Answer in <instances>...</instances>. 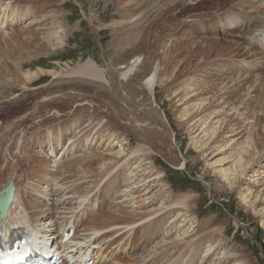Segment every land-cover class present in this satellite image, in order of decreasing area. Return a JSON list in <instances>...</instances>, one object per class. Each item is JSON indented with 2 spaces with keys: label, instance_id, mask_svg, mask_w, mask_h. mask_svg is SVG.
Masks as SVG:
<instances>
[{
  "label": "rangeland",
  "instance_id": "1",
  "mask_svg": "<svg viewBox=\"0 0 264 264\" xmlns=\"http://www.w3.org/2000/svg\"><path fill=\"white\" fill-rule=\"evenodd\" d=\"M9 1L19 13L25 9L29 13L19 19L21 23L0 27V160L1 164L9 158L16 161L23 174L10 183L3 181L10 171H0V199L11 186L21 185V201L34 202L26 203L29 208L24 209L31 216L39 212L37 205L53 208L57 204L46 213L49 216L43 215L42 222L48 224L70 217L85 202L91 219L88 216L79 225L76 241L96 235V264H264V142L254 149L248 167H238L236 177L232 175L237 144L249 133L255 138L256 130L262 132L264 118L251 129L240 127L238 135L237 131L222 132L225 122L216 123L217 118L199 130L192 129L195 120L183 122L182 110L187 106L179 101L180 96L174 105L170 102L184 88L183 81L197 74L207 85L211 79L217 82L216 89L205 94L204 103L232 115L227 117L231 130L241 119L264 115V66L260 62L264 50L252 41L256 38L247 37L249 23L263 22L253 20L264 15V0H229L223 6L218 4L221 0ZM228 12L250 16L230 24L232 16L224 18ZM38 28L44 42L17 41L24 38L22 31ZM124 35L128 40L122 43L118 37ZM195 37L203 38L204 44L205 37L236 41L247 54L242 57L233 44L228 55L204 59L208 53L203 44V52L186 65L184 56L190 55ZM89 62L102 71V78L74 74ZM147 66L154 75L152 90L145 85L147 76L141 77ZM129 67L132 71L125 75ZM178 71L182 73L180 89L168 84ZM188 92L185 88L183 94ZM229 95L232 99L225 103ZM150 114L156 116V123L150 124ZM59 122L74 124L76 130L55 141V150L62 149L73 133L76 141L66 152L55 153L59 165L49 175L59 178L54 187L43 191L48 197L39 200L41 195L31 188L42 183L37 176L42 172L35 165L44 162L47 167L43 168L49 169L51 161L57 160L48 164L51 149L44 146L45 158L35 145L43 146L44 133ZM213 125H221L219 138L218 133L209 137L203 131ZM39 128L42 131L32 142L30 137ZM19 134L24 136L20 139L23 147ZM86 135H90L88 140ZM137 145L141 150L135 151ZM118 150H122L120 157L115 154ZM91 157L95 162L89 165ZM80 162L83 166L78 170ZM107 170L116 171L102 180ZM115 175L118 184L106 195V189L104 193L97 184L104 181L100 186L104 187ZM90 185L94 193L87 195ZM71 188H75L73 194ZM13 194L17 195L15 190ZM103 195L106 204L98 201ZM86 225L102 229L90 232ZM144 225L148 226L141 230Z\"/></svg>",
  "mask_w": 264,
  "mask_h": 264
},
{
  "label": "bare ground",
  "instance_id": "2",
  "mask_svg": "<svg viewBox=\"0 0 264 264\" xmlns=\"http://www.w3.org/2000/svg\"><path fill=\"white\" fill-rule=\"evenodd\" d=\"M209 1V0H208ZM214 1H216V0H210L209 2H213L214 3ZM226 1H228L229 2V0H221V2L220 3H218L219 5H224V3H228V2H226ZM176 2V1H175ZM216 2H218V1H216ZM215 2V3H216ZM12 3H10V1L9 0H0V27H4V26H9V25H11V26H14L13 24L14 23H21L22 22V20H19V19H23V18H25L27 15H28V13H29V10L28 9H25V10H21L20 11V13H19V10L17 9V8H15V7H12V5H11ZM173 4H174V1H173ZM225 4V5H226ZM213 5V4H212ZM172 6V5H171ZM2 7H3V9H2ZM224 8V7H223ZM191 9V8H190ZM259 9V8H258ZM252 11H255V10H252ZM227 15H231L232 16V19L231 20H229L230 22V24H235L236 22H242V21H245V19L247 18V17H249L250 15H243V16H241V15H237V16H234L233 14H231L230 12H228V13H226L225 15H224V18L225 17H227ZM228 18V17H227ZM253 18V17H252ZM256 19H259V20H263V22L262 23H259L258 24V26H261V28H264V15H262L261 17H256V18H254V20L253 21H257ZM252 20H251V18H250V20H248L247 22H251ZM253 23L254 22H251V23H249V25L247 26V28H248V30L250 31V32H254V29H255V27H258L257 25H253ZM255 24V23H254ZM242 26H244V24H242ZM218 27V26H217ZM38 30H39V28L38 29H35L34 31H32V32H26V31H22L23 33H22V35H24V38H23V36H22V38L21 39H17V41H20L21 40V42H20V44L22 43V44H30V43H40V41H42V42H44L43 40H41V39H39V37H38V34H39V32H38ZM219 31V33H220V35H221V30H218ZM255 37H257V38H262V37H264V30L263 31H259L258 33H255V35H254ZM47 37V36H46ZM49 37V36H48ZM47 37V38H48ZM124 37H125V39H124ZM197 37H195L194 38V40H193V42H192V44L193 45H191V46H189V47H191L190 49L191 50H189V52H190V55L188 56V58H187V56L185 57L184 56V64H186V65H188V64H190V63H193L192 61L195 59V57H197L198 55H199V53H201V52H203L202 51V49L201 48H203L202 46H203V44H204V42L203 41H200V39L202 40L203 38H199L198 37V39L199 40H197L196 39ZM7 39V38H6ZM15 38H13V40H14ZM118 39L122 42V43H124L126 40H128V37H126V35H124V36H121V37H118ZM7 41V40H6ZM205 51L207 50V55L205 54L204 56H202L204 59H206L207 58V56L209 57L210 55L211 56H213V55H215V54H218V55H228L230 52H232V49H231V45H237V48L236 49H238L239 51H242L243 52V54H242V57L243 56H245L246 54H247V51H245L244 50V48L242 47V44L241 43H238V42H234V43H232V41H228V40H226V39H223V38H219V37H205ZM262 41H263V43H264V39H262ZM7 43H8V41H7ZM48 43H50V42H48ZM194 47V48H193ZM203 50H204V48H203ZM263 50H264V44H263ZM177 51V50H176ZM204 51V52H205ZM188 52V51H187ZM236 52V51H235ZM261 52L262 53H264L262 50H261ZM261 52H259L260 54H261ZM237 53V52H236ZM255 55H257L258 53L257 52H253ZM177 53L175 52L174 53V56H179V54L178 55H176ZM189 54V53H188ZM232 54V53H231ZM238 56H239V54H238ZM262 57L264 58V54L262 55ZM139 58V57H138ZM187 58V59H186ZM137 61V58L135 59V62ZM90 62H92V61H90ZM87 63V64H85V65H83L82 67H79L78 69H76L77 71V73H74V74H80L81 76H84V77H88V78H93V79H98V78H102L103 77V75H101L102 74V71H100V69L98 68V67H96V65L95 64H91V63ZM135 62H133V63H135ZM204 62V61H203ZM260 62L263 64V66H264V59H261L260 60ZM137 63V62H136ZM256 65V64H255ZM205 66V65H204ZM186 67V66H185ZM184 67V68H185ZM193 67H194V65H193ZM259 67V66H258ZM255 68H257V65H256V67ZM192 69V68H191ZM194 69V68H193ZM188 70V69H187ZM132 71V69L129 67L126 71H124V73H125V75H127L128 73H130ZM151 71H152V67H150V66H147L145 69H144V71L142 72V74H141V77H142V75H145V77L147 76V78H146V80H145V85L148 87V89H153L154 87H152L153 85H154V75L151 73ZM193 70H191L190 72L191 73H193L192 72ZM195 71V70H194ZM74 72H75V70H74ZM182 72V71H181ZM179 71L173 76V78H172V80L168 83L169 85H175V87H177V88H179L180 89V87H181V85H182V83L180 82L179 83V81L181 80V77L179 76ZM182 74V73H181ZM180 74V75H181ZM187 74H188V72H187ZM190 74V73H189ZM189 76V75H188ZM192 76V75H191ZM177 83H179V84H177ZM183 83H185V85H184V88H181L182 89V91H180L179 93H177L174 97H172L171 98V100H170V102H171V104L172 105H174V102H173V100H175L178 96H180V98H179V101L180 100H183V103H182V105H186L187 107L186 108H184V110H182V113H183V115H182V117L184 118L183 119V122L185 121L186 123H189V122H191V121H194L195 120V122H194V125L196 126V127H194V128H192V129H200V128H202L205 124H207V122H208V120L209 119H215V118H217V122L216 123H219V121H222V123L223 122H225V127H224V130L222 131V132H224V133H228V132H235V131H237L236 132V135H238V134H240V131L238 132V129L240 128V127H244V126H248V127H250V129L251 128H253V127H256L257 125H259V124H261V122H262V120H263V118H264V115L263 116H260V115H257L255 118L253 117V116H248L247 118H245V119H241L239 122H237L238 123V126L234 129V130H231L230 129V125H231V123L229 122V119L227 120V117L229 116V118L231 119L232 118V115H228L227 114V111L226 112H221V106H219V107H221V108H218V106H214V107H212V106H209L206 102L204 103V101H207L208 100V98L207 97H205V94H208L210 91H212V90H214V89H216V81L213 79H211V81H209L208 82V85H207V82L205 81H201L200 82V79H199V77H198V75L197 74H195V75H193L192 77H187L184 81H183ZM204 84H205V86H204ZM132 88V87H131ZM185 88H189V92L188 93H185V94H183V91H184V89ZM264 88V87H263ZM179 89H177V90H179ZM192 92H195V94L193 95V94H191ZM137 93H138V90H136V95H137ZM150 93L147 91V95H149ZM191 94V95H190ZM232 99V96L231 95H229L228 97H227V99L225 100V103H228L230 100ZM199 100V102H197ZM261 101H262V103H263V107H264V95H263V98H261ZM146 103V100H144V101H142V103L141 104H145ZM176 103V102H175ZM192 104L193 105V107H190V106H188V104ZM175 107H176V105H175ZM196 107V109L197 110H195V112L194 113H192V111H193V108H195ZM233 108V107H232ZM152 113V112H151ZM153 114V113H152ZM152 114H150V116H149V118L151 119V121H149L150 122V124H154V123H156V121H157V118H156V116L155 115H152ZM217 114V115H216ZM168 116V118L169 119H171V116L169 117V114L167 115ZM252 118V120L251 121H249V123L246 125L245 124V122H246V120L248 119H251ZM69 122V121H68ZM100 122V121H99ZM99 122H97V123H99ZM102 123V122H101ZM159 123V122H158ZM236 123V124H237ZM73 125L74 124H69V123H67V124H62V122H59L56 126H55V128L54 129H51V130H47V132H45L44 133V137H45V139H44V142H42V145L43 146H39V145H35V146H37V149L38 148H40V150H38V152H40V151H43V156H44V154H46V149L44 148V146L46 145L47 146V148L49 147V149H51V151H52V153H53V156H49V157H45L46 159H48L47 160V162H48V164L50 163V160L51 159H53V158H56V160H57V156H54L55 155V153H57L58 152V150H59V152H58V154L61 152V151H67L68 149H70V147L72 148V145L75 143V141H76V135L73 133L72 135H69L70 137L67 139V142H65L64 143V145L62 146V149H56L55 150V148L56 147H54L53 145H54V142L55 141H60L63 137H64V135H66V134H68L69 133V131H72V130H76L75 128H73ZM97 126V125H96ZM220 126L221 125H213V126H211L210 128H208V129H203V131H204V133H205V135H209V137H213L214 135H216L217 133H218V131H219V129H220ZM37 129V128H36ZM35 130V129H34ZM39 131H42L41 130V128H39L36 132H28V134H30V133H33L32 134V136L30 137V140H32V142H34V136H35V134L37 133V132H39ZM44 131V130H43ZM243 131V130H242ZM23 132V131H22ZM195 132H196V130H195ZM222 132H219L218 134H217V137L216 138H219L220 136H222ZM91 133V132H90ZM223 133V134H224ZM26 134H27V132H26ZM89 134V133H88ZM255 138L253 137V136H251V134L249 133L248 134V137H246V139H245V141H243L242 142V144H237V147H236V152H234L235 153V158H234V166H235V170H234V172H233V174L232 175H234V177H236V174L240 171L239 169H238V167L239 168H244V166L246 167V165L248 164H250V160H251V156L253 155V154H255L256 153V150H254V149H258L262 144H263V142H264V130L261 132L260 130H256L255 131ZM28 137V136H27ZM89 137H90V135H86L85 136V138L84 139H89ZM19 144H20V139H24V136L22 135V134H19ZM16 139V138H15ZM83 139V140H84ZM129 139V138H128ZM151 139V138H150ZM152 139H154V138H152ZM29 140V141H30ZM129 141L131 142V140L129 139ZM150 141H152V140H150ZM16 143V142H15ZM14 143V144H15ZM10 145V144H9ZM28 145H29V142H28V144L26 145V147H25V150L28 152V150H27V147H28ZM33 145H34V143H33ZM59 145H60V143H59ZM122 145V144H121ZM140 145V144H139ZM139 145H137V149H135V151H139V150H141V147L142 146H139ZM20 146L21 147H23L22 146V144H20ZM7 147V146H6ZM5 147V148H6ZM17 147V146H16ZM61 147V146H60ZM15 149V148H14ZM18 150V149H17ZM21 150V149H20ZM23 150V149H22ZM261 150H262V148H261ZM261 150H258V152H260V154H261ZM13 151V154H15L16 152H15V150H12ZM5 152V151H4ZM21 152V151H20ZM19 152V153H20ZM121 153H122V150H118L115 154L117 155V157H120L121 156ZM234 153H233V155H234ZM4 154V153H3ZM18 154V153H17ZM22 154V157H23V153H21ZM39 154H41V153H39ZM86 155V154H85ZM94 154H89V157L90 156H93ZM98 155V153L97 154H95L94 156H97ZM7 156V155H6ZM17 156V155H16ZM18 156H19V154H18ZM93 156V157H94ZM11 157H13V155L11 156ZM27 157V156H26ZM83 157V156H82ZM93 157H91L90 159H91V161H90V164L89 165H92L94 162H95V159L93 158ZM234 157V156H233ZM0 158H1V154H0ZM85 158V157H84ZM84 158H82V159H84ZM1 161L2 160H0V171L1 172H6L7 170H9L10 172L7 174V175H5V177L3 178L4 180V182H10L11 183V181L12 180H17V181H19V179H20V177H21V174H23V173H19V171H21V165L19 164V163H17L16 161H13L12 159H6V161H3V163L1 164ZM58 161L59 160H57L56 162H52L51 161V164H49V169H45V168H43V166L46 164V163H40L41 165H42V167H41V165H35V168L36 167H39V169H40V171L42 172V175H39L38 173H37V176H38V178H39V176H40V180H42V183L38 186V187H31V188H33V190L32 191H35V192H37V193H39L41 196H39V200H41V198L42 197H44V196H46V197H48V195L49 194H47V193H44L43 191H46V190H48L49 189V187H54L55 186V183L57 182L56 181V179L57 178H59V176H56V174L55 175H49V174H51L52 173V171L54 170V172H55V168H56V166L57 165H59L58 164ZM70 161H72V160H70ZM80 161H82L83 162V160H80ZM86 161V160H85ZM19 162H21L20 160H19ZM82 162H80V163H76L77 164V169L79 170V169H81V167L83 166V163ZM71 163H73V161L71 162ZM3 165V167L1 168V166ZM248 165H247V167H248ZM46 166V165H45ZM67 166V165H66ZM65 166V167H66ZM47 167V166H46ZM58 167H60V166H58ZM64 167V166H63ZM246 167V168H247ZM54 168V169H53ZM66 168H68V169H72V167L71 166H69V167H66ZM102 168V167H101ZM106 168V167H105ZM62 169V168H61ZM76 169V168H75ZM74 169V170H75ZM104 169V168H103ZM107 169V168H106ZM48 170V171H47ZM65 170H67V169H65ZM65 170H64V172H65ZM247 170V169H246ZM245 170V171H246ZM90 171V170H89ZM112 171H116V170H112ZM112 171H108L107 170V174L105 173L104 174V177L102 178V180L104 179L105 180V178L107 179V175L109 174H111L112 173ZM231 171H232V169H231ZM230 171V172H231ZM56 172H58V170L56 169ZM79 172V171H78ZM92 172V171H91ZM263 172V171H262ZM62 173V172H61ZM66 173V172H65ZM83 173V172H82ZM241 173H242V175L244 174V171H241ZM82 175V174H81ZM118 175V174H117ZM13 176H15V178H13ZM61 176V175H60ZM129 177V176H128ZM47 179V181L45 180V179ZM130 178V177H129ZM36 179V178H35ZM229 179H231L230 177H229ZM232 180V179H231ZM231 180L229 181L228 179H227V181L229 182V183H231ZM117 181H119V180H117L116 179V175L114 176V177H112L111 178V180H108V183H106L105 184V186L103 187H100L101 185H103V182L104 181H99L98 182V184H97V187L99 188V190L101 189L104 193H106L104 190L106 189V191L108 192L106 195H108L109 194V192L110 191H112V190H114L115 188H116V186H117V184H118V182ZM232 182H233V180H232ZM20 183V182H19ZM228 183V184H229ZM129 184V183H128ZM127 184V185H128ZM232 184V183H231ZM121 186V185H120ZM21 185L19 186V184H18V186H17V184H15V186L14 187H12L11 186V189L14 191H16V194L17 195H15L14 197H13V195L8 199V201L7 202H5L7 205H8V208L6 209V208H3L5 205L3 204L4 202H0V205H2V207H1V211H0V221H1V219H2V222L4 221V223H5V225H4V229H5V233H6V235H8V231H10L11 230V227H10V225L12 226V227H14V228H19L20 230H21V228L23 229V230H25V232H28V235H30L32 238H36V237H41V234L44 232V231H48L51 227V224H48V222H42V219H43V215H45L46 213H48L49 211H51L52 209H56L57 208V204L53 207V208H51L50 206H48V205H46V204H41L40 206H38L37 205V207L38 208H40L39 209V212L37 213V214H35L34 216H31L27 211H25L24 209L25 208H29V206L27 207V204L29 205V203H31V204H33L34 202H30V199H29V202L28 201H26V200H24V201H21V198H20V196H21ZM93 189H94V186H92V185H90L88 188H86V190H85V193L87 194V195H90V194H93L94 193V191H93ZM75 190V188L73 189V188H71V192H72V194L74 193L73 191ZM99 190L98 191H96L95 193H98L99 192ZM76 193V192H75ZM9 195V194H8ZM53 195V194H52ZM55 195V194H54ZM54 195H53V197H54ZM106 195H103V197L102 198H98L99 200L98 201H100L102 204H106ZM97 199V198H96ZM27 203V204H26ZM4 205V206H3ZM87 209V206L85 205V202H83L82 203V207H80V208H78V209H76V211H75V209L73 210V211H71L70 213L71 214H73L74 213V211L75 212H78V213H80V212H85V210ZM71 214H69L70 216H71ZM68 215V214H67ZM46 216H49V214H46ZM90 213H89V219H91L90 218ZM133 217V216H132ZM131 217V218H132ZM3 218H4V220H3ZM95 219V218H94ZM131 220H134V219H131ZM67 221V218L66 219H64V220H62L60 223H61V225H63L65 222ZM69 221V222H68ZM67 221V223L64 225V227H63V229H67L66 227L71 223V220H68ZM129 222H130V220H128ZM1 223V222H0ZM130 223H133V224H137L138 222H130ZM149 224V223H148ZM32 226L34 227V228H32ZM148 225H144V226H142L141 227V230L143 229V228H145V227H147ZM0 227H1V224H0ZM133 227H135V226H133ZM133 227H130V228H133ZM35 228H37V229H35ZM85 228H87V225L85 226ZM92 228H95L96 230L97 229H102V226L101 227H91L90 229L89 228H87V230H89L90 232L91 231H93V229ZM105 228V227H104ZM131 232L133 233V230H131ZM76 235V234H75ZM95 234H93V233H90L86 238H85V241L84 242H82V243H86V244H88L89 245V249H87V253L86 254H88V252H90L91 251V249H94V246H96V245H94L95 244ZM97 239V238H96ZM146 239V238H145ZM91 241H92V243H91ZM147 241H149V240H147ZM146 241V242H147ZM44 242H42V244H43ZM81 242H79V241H76V236H74L72 239H70L69 241H68V243L66 244V246L65 247H68V248H70V250H69V252L70 253H72L73 252V250H75V248L76 249H81V248H77V247H81V244H82ZM195 245H197L198 246V244H195ZM44 246H46L45 245V243H44ZM42 249H44V250H47V253H51L52 251H54V249H52V247H50L49 246V248L48 247H41ZM100 250H102L101 248H99ZM196 253V252H195ZM198 253V252H197ZM81 255V254H80ZM97 258V257H96ZM81 259L82 260H84V257H81ZM234 262H236V261H233V263ZM97 263V259H96V262L94 261V264H96ZM152 263V262H151ZM181 264H183V262H181Z\"/></svg>",
  "mask_w": 264,
  "mask_h": 264
},
{
  "label": "water",
  "instance_id": "3",
  "mask_svg": "<svg viewBox=\"0 0 264 264\" xmlns=\"http://www.w3.org/2000/svg\"><path fill=\"white\" fill-rule=\"evenodd\" d=\"M8 194L9 195H7V197L4 199L5 202L8 201L9 197L13 195V190L11 188L8 190Z\"/></svg>",
  "mask_w": 264,
  "mask_h": 264
}]
</instances>
